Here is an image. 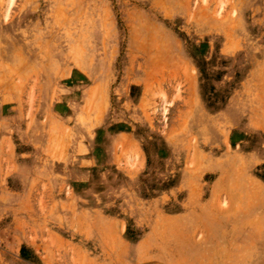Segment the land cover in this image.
<instances>
[{
  "label": "rangeland",
  "instance_id": "rangeland-1",
  "mask_svg": "<svg viewBox=\"0 0 264 264\" xmlns=\"http://www.w3.org/2000/svg\"><path fill=\"white\" fill-rule=\"evenodd\" d=\"M64 1L42 27L0 0V264H161L174 234L264 252V0H116L119 69L111 15ZM78 61L111 69L65 82Z\"/></svg>",
  "mask_w": 264,
  "mask_h": 264
},
{
  "label": "crops",
  "instance_id": "crops-1",
  "mask_svg": "<svg viewBox=\"0 0 264 264\" xmlns=\"http://www.w3.org/2000/svg\"><path fill=\"white\" fill-rule=\"evenodd\" d=\"M42 7L38 13L31 15L30 20L32 24L40 23L44 27L47 15L48 0H40ZM65 2L64 0H57V2ZM92 3L97 9L101 10L100 14L107 13L112 17V27L116 31V40L118 44V49L120 50V58L117 59L115 63V68L119 69L121 66L125 55L124 46L122 43L124 20L121 11V4H118L116 0H77L75 4L77 7L80 5H86ZM64 4V3H62ZM123 5V4H122ZM108 9V10H107ZM103 18V14L101 16ZM107 26H104V28ZM105 35L104 33H99ZM110 63L106 61H98L91 63L85 61H78L77 64L69 66H64L68 69L67 76L64 78L65 82H74L77 79V83L84 82L89 86L92 82L96 81V76L94 75V68L97 72H107L110 68ZM121 68V67H120ZM63 71V70H62ZM93 75V76H92ZM132 84L131 87H133ZM143 88L141 87L140 94ZM93 95V94H92ZM91 95V97H92ZM14 216L15 213H14ZM160 239L151 231L146 236L136 244V248L133 249L136 258H144L148 255L153 254L154 256L160 255L158 245ZM170 248L167 258H163V263L161 264H264V252L254 250L253 243L257 242L252 239V235L247 238H242L239 235H207L202 240H196L190 235H172ZM118 243L123 247L124 243L119 239ZM152 249V251H150Z\"/></svg>",
  "mask_w": 264,
  "mask_h": 264
}]
</instances>
